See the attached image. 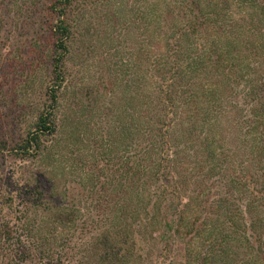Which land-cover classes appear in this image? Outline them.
<instances>
[{"label": "trees", "instance_id": "1", "mask_svg": "<svg viewBox=\"0 0 264 264\" xmlns=\"http://www.w3.org/2000/svg\"><path fill=\"white\" fill-rule=\"evenodd\" d=\"M0 8L33 12L44 76L0 140L33 167L0 190V264H264V0Z\"/></svg>", "mask_w": 264, "mask_h": 264}, {"label": "rangeland", "instance_id": "2", "mask_svg": "<svg viewBox=\"0 0 264 264\" xmlns=\"http://www.w3.org/2000/svg\"><path fill=\"white\" fill-rule=\"evenodd\" d=\"M1 12L0 8V140L16 137L23 132L25 126L32 123L33 106L41 102L38 88L44 77L38 72V67L33 68L34 53H37L33 48L36 31L40 28L33 25V12L30 13V18L28 14L24 18L17 16L10 18L11 20H4V13ZM44 50L47 51L46 48ZM121 51L127 50L122 48ZM94 62L91 61L85 74L93 71L91 69ZM8 155H0V190L16 192L22 185L31 187L33 167L32 171L24 169L18 174V164L7 157ZM64 179L71 183L69 186H75L81 180V173L67 172L61 178L60 185ZM0 194L3 196V192L0 191ZM1 208L3 220H12L15 217L8 207Z\"/></svg>", "mask_w": 264, "mask_h": 264}]
</instances>
